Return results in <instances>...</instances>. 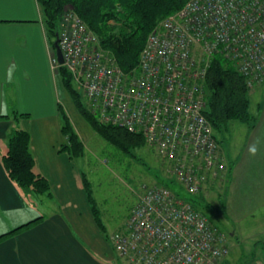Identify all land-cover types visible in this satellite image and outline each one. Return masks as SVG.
<instances>
[{
	"label": "built area",
	"instance_id": "2783aa9c",
	"mask_svg": "<svg viewBox=\"0 0 264 264\" xmlns=\"http://www.w3.org/2000/svg\"><path fill=\"white\" fill-rule=\"evenodd\" d=\"M65 66L102 122L141 133L167 164V185H144L111 240L123 264H222L227 235L189 200L224 168L205 115L211 58L234 62L253 88L264 81V0H188L149 35L139 65L125 73L73 11L62 16Z\"/></svg>",
	"mask_w": 264,
	"mask_h": 264
},
{
	"label": "crops",
	"instance_id": "0c3cea01",
	"mask_svg": "<svg viewBox=\"0 0 264 264\" xmlns=\"http://www.w3.org/2000/svg\"><path fill=\"white\" fill-rule=\"evenodd\" d=\"M52 54L39 0H0V236L40 218L33 225L0 238V264H111V254L105 248L84 189L77 185L80 171L71 167V155L64 156L68 151L65 137L62 131L60 137H49L47 133L50 120L61 118L63 88L53 68ZM255 87L264 93V81ZM254 113L259 114L258 121L248 127L234 180L239 177L238 168L251 162L247 166L255 178L252 194L256 205L264 207V95ZM33 114H39L37 119L44 130L41 138L33 134ZM15 128L31 133L36 171L46 176L52 188L57 187L70 203L80 200L82 207L76 209L69 203L62 210L41 213L38 203L43 198L25 196L9 178L2 156L8 151V137ZM42 148L45 152L38 153ZM241 158L243 162L239 163ZM52 194L51 190L48 197Z\"/></svg>",
	"mask_w": 264,
	"mask_h": 264
},
{
	"label": "trees",
	"instance_id": "16d2710c",
	"mask_svg": "<svg viewBox=\"0 0 264 264\" xmlns=\"http://www.w3.org/2000/svg\"><path fill=\"white\" fill-rule=\"evenodd\" d=\"M187 1L39 0L52 51L55 52L54 43L63 14L73 10L95 34L100 48L107 52L125 73H130L139 65L149 35L160 21L180 10ZM57 72L63 89L74 101L77 109L107 141L126 152L147 144L141 133L102 122L90 111L80 92L75 89L72 75L68 69L65 66H60ZM205 87L207 92L205 115L213 126L219 144L229 131L231 121H240L250 128L254 127L259 114L251 111L250 90L252 88L234 62L220 54L214 55L207 71ZM59 111L62 118L61 131L69 139L64 147L69 151L71 157H79L85 152L84 143L74 131L70 118L62 104L59 106ZM16 116L19 117V114ZM30 143L31 133L28 130L12 129L8 137V151L2 156L3 166L9 178L23 191L25 196L50 195L51 182L46 176L36 171V160L31 152ZM231 170V167L227 169L229 175ZM84 178L86 181V197L91 214L99 229L105 233L107 227L101 217V211L93 195L92 186L86 175H84ZM174 183L175 181L171 179L162 182L163 185L177 191ZM203 194L204 191L189 197L193 205L201 211L202 204L206 201ZM222 201L224 204L225 199ZM39 219H34L0 236V238L25 229Z\"/></svg>",
	"mask_w": 264,
	"mask_h": 264
},
{
	"label": "rangeland",
	"instance_id": "374dc122",
	"mask_svg": "<svg viewBox=\"0 0 264 264\" xmlns=\"http://www.w3.org/2000/svg\"><path fill=\"white\" fill-rule=\"evenodd\" d=\"M73 84L88 106L85 93L78 88L74 80ZM60 92L61 104L70 118L74 131L85 146L84 154L74 157V163L71 166L74 170L80 171L77 185L80 189H84L83 192L86 196L84 178L86 175L92 186L103 222L107 227L105 233L101 229L100 232L105 240V248L108 254H111L108 255L111 259H108L111 264H123L113 246L111 236L125 227L144 185L162 184L164 180H169L168 166L158 150L149 144L126 152L107 141L83 117L66 91L61 88ZM263 95V89L259 87L254 86L250 90L252 112L256 111ZM38 116L39 114H33L31 127L34 136L41 138L42 135L44 136V130L40 128ZM18 125L16 123V127ZM61 125L62 118H58V120L52 118L49 127L47 126L48 136L60 137ZM25 126L26 124H23V127ZM247 135L248 126L246 124L240 121L230 122V129L220 143L224 168L218 172L219 175L210 178L204 190L205 195L203 194L206 201L202 204V211L214 226L227 235L229 253L223 261L225 264H264V207L256 205L252 194V190L255 188V178L251 177L247 166L248 163L250 166L251 162L248 161L238 168L239 177L235 179L237 180L236 184L234 180L235 172H237L235 166L238 156L246 145ZM64 137L63 140L66 144L69 139L65 135ZM43 151L42 148L38 153L42 154ZM64 154V156L70 155L68 151H65ZM241 162H243L242 158L239 163ZM229 167L232 168L230 175L227 172ZM174 187L182 192L183 196H186V190L181 183L175 181ZM51 190L53 194L50 197L47 194L39 195L44 200L42 203H38L41 213H49L54 209L62 210L70 203L69 199L57 187ZM72 196H76L75 193ZM224 199L225 203L223 204L222 200ZM80 202V200L72 202L73 207L80 208ZM72 203L70 204L72 205Z\"/></svg>",
	"mask_w": 264,
	"mask_h": 264
},
{
	"label": "water",
	"instance_id": "95a60500",
	"mask_svg": "<svg viewBox=\"0 0 264 264\" xmlns=\"http://www.w3.org/2000/svg\"><path fill=\"white\" fill-rule=\"evenodd\" d=\"M54 48H55V54H56L58 63L60 65H63L64 64V55H63L62 49H61L60 44H59V32L57 33V38H56L55 43H54Z\"/></svg>",
	"mask_w": 264,
	"mask_h": 264
}]
</instances>
